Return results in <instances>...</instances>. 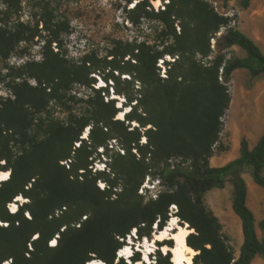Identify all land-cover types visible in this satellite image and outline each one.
Returning <instances> with one entry per match:
<instances>
[{"label": "trees", "instance_id": "trees-1", "mask_svg": "<svg viewBox=\"0 0 264 264\" xmlns=\"http://www.w3.org/2000/svg\"><path fill=\"white\" fill-rule=\"evenodd\" d=\"M1 1L6 7L3 15L22 2ZM34 1L40 3L41 32L48 34L42 37L46 39L42 60L28 63L25 72L16 77L23 81L10 87L11 97L0 99V171L10 170V179L0 185V220L8 223L7 227L0 226V264L8 260L9 264H88L95 259L104 264H128L117 257L127 237L133 230L139 238H151L154 226L163 230L170 220L172 206L177 207L175 216L179 223L188 224L194 231L187 237V244L198 252L193 264H252L256 257L264 256V239L258 236L255 215L247 204L248 186L243 177L245 168L250 166L255 184L264 189V133L253 149L243 139L240 156L235 160L222 167L210 164L224 129L223 118L230 110L233 72L245 69L252 78L264 74V54L258 45L232 26V17L216 11L212 1L217 0H166L167 4L158 11L150 0L139 1L131 10V21L157 20L161 34L171 43L164 44L162 51L146 43L124 48L120 43L114 45L110 52L113 63L119 58L121 61L111 68L110 78H115L114 71H118L128 74L129 81L137 79L143 84L136 95L115 90L125 98L123 107L136 102L122 121L117 119L120 109L116 101L105 102L102 95L109 90L95 88L88 65L91 59L75 62L52 49L61 31L69 30L68 24L62 27L54 23L44 16L43 0ZM240 1L241 7L248 9L253 0ZM189 28L196 33L193 40L189 38ZM222 29L225 33L221 43L226 48H241L247 57L225 60L219 55L209 65L197 61L196 53L210 55L211 37ZM38 36V32L27 37V32L20 29L3 30L0 55L7 56L21 42H32ZM166 55L173 57L174 62L164 61L167 77L161 78L157 64ZM126 57L129 58L124 62ZM25 75L35 85L24 79ZM75 85L92 91L80 100L83 112L76 115L68 107ZM51 101L69 114L66 121L43 119L49 113ZM126 121L128 125L137 122L140 128L150 126L143 133L145 144H140L143 135L139 128L129 130ZM35 123H39L40 136L32 134ZM87 128L96 149L104 147L109 139H117L126 153L137 150L141 159L121 169L132 189L117 193L113 184L102 190L97 187L100 177L91 180L79 175L80 170H88L91 156L87 141L81 139ZM11 143L19 147L17 152L10 149ZM172 158L190 163L172 167ZM147 161L162 163L154 175L165 190L155 201L144 203L142 198L135 202L126 193L137 195L151 168ZM229 181L234 188L232 209L241 221L243 233L238 258L222 236L218 218L204 202L208 191L223 189ZM19 196L28 198L30 203L9 213L7 205ZM76 208L79 210L74 212ZM26 212L31 219L25 218ZM262 225L264 229V222ZM33 236L34 248L29 251ZM54 239L56 245L49 247ZM165 244L174 247L171 240ZM159 254L156 264H173L171 251ZM132 261L141 262L140 253L136 252Z\"/></svg>", "mask_w": 264, "mask_h": 264}, {"label": "rangeland", "instance_id": "rangeland-1", "mask_svg": "<svg viewBox=\"0 0 264 264\" xmlns=\"http://www.w3.org/2000/svg\"><path fill=\"white\" fill-rule=\"evenodd\" d=\"M139 1L142 0H43L42 3V6L46 9L44 16L47 15L54 23H60L63 25L62 27H65L66 24H68L69 27L67 32L61 31L57 42L59 45L57 46V43L54 42L52 44V49L55 52H58L59 50L64 58L79 63L85 58H90L91 65L88 64L91 71L90 78L95 79V88L108 89L109 91L106 95L104 93L102 94L105 102L112 99L115 100L116 107L119 108L120 112L122 111L124 115L130 107L136 104V102L131 105L128 104L127 107H123V104L126 103L125 98L122 95H118L115 90L118 88L120 91L136 95L139 93L140 89L143 88V84L137 79L136 81H129L131 78L128 74H121L118 71H114L115 78H110L112 75L111 68L113 66H117L118 62L121 61L119 58L117 60L118 62L113 63L110 52L114 45L120 43V46L124 48L128 44L138 45L146 43L147 45L154 46L158 50L162 51L166 45L171 43L170 39H166L163 37V34H161L162 27L157 20L141 18L136 23L131 21V17L133 16L131 10ZM150 2L156 11L163 9L167 4L166 0H161V4L156 7L153 0H150ZM212 4L218 13L232 17V26L237 29L242 27L243 24L240 16L241 12L248 10L250 7L260 11V17L262 20L264 19V0H253L248 9H243L241 7L240 0H217L212 1ZM39 5L40 3H37L34 0H22L20 6L16 7L10 13L3 15L2 13L6 11V7L3 6L2 1L0 0V34L3 30H13V32H15L17 29L26 31L27 37H31L34 33H39V36L36 37L34 41H23L15 50H11L7 56L0 55V99L11 97L10 87L13 83L23 81L17 79L16 77L18 74L25 72V68L28 63L40 62L42 60V48L44 42L46 41V39L42 37H45L48 34L41 32L43 25L39 22L40 17L42 16ZM178 24L179 22H177L176 27L178 33H180L181 28ZM193 26L194 23H192L191 28H193ZM191 28H189V38L190 40H193L196 37V33ZM223 33H225V29H222L220 33L211 37V52L208 57H204L200 53H196L194 58L205 65L212 63V61L219 55L224 57L225 60L246 58V52L241 48L237 46L226 48L221 43L220 39ZM128 58L129 57H126L124 62L127 61ZM164 61L174 62V58L166 55L163 59L159 60L157 67L159 68L158 74L161 78L167 77L166 71L168 68L164 64ZM133 63H135V61H133ZM121 65L123 66L124 63L121 62ZM247 75V77H242L240 73H237L236 86L234 76L232 75L230 82L232 102L230 110L223 118L224 129L221 134L220 141L215 147L213 157L210 159L212 167L225 165L226 163L228 164L230 159L235 157L238 158L240 156L241 145L236 150L234 147L237 144V139L239 138L244 126L247 124V118L254 115L253 111L256 104L258 105L259 103L264 105V74L257 78H252L248 72ZM106 78L110 79L106 81ZM24 79H28L31 85H35L34 80L29 79L28 75H25ZM125 79L129 82H126ZM245 87H247L248 90H246ZM235 92L238 94V98L236 100L237 103L233 102ZM91 93L92 91L88 87L80 85L74 86L73 91L70 94L71 98L68 100V107L73 109L72 113L74 115L81 114L83 112L80 100L86 99ZM141 112L142 110L139 111V113ZM68 115L69 114L65 112L61 106L57 105L55 101H51L49 113L43 116V119L48 118L64 122L67 120ZM38 124L35 123L33 125L32 134L40 136L42 134L38 133ZM125 125L129 126V130L139 128L142 135L144 131L150 127L140 128L137 122H133L128 125L127 121L125 122ZM251 127L252 129H257V123L253 118L251 121ZM87 130L88 128L85 129L84 135ZM81 139L87 141L89 146L88 153L91 155L88 159V170L79 171V175H83V179L88 177L91 180H94L95 178L100 177L101 179L97 180V187L103 190L105 187L115 184L114 190L117 191V193L122 192L125 188H133L129 185L127 175L122 173L123 171L121 169L123 166L130 165L131 163L141 159V156L137 153L136 149L132 150V154H128V152L126 153L121 142L117 139H109L104 147L96 149L89 137L84 138L83 136ZM145 143L146 138L143 135L140 144L143 145ZM78 146L79 143H76L75 147ZM18 148L19 147L16 143H11V150L17 152ZM171 160L172 165L181 164L187 166L190 163L182 158H172ZM147 164L150 165L151 168L148 170L149 174L146 175L139 187L137 195L132 194L131 191L126 193L128 197L132 195L131 199L135 202L140 201L142 198L144 203L149 202V197L150 194H152L154 184L159 183V178H157L154 174L162 166V163L147 161ZM1 165H4V163L2 162ZM0 172L8 173L10 170H1ZM243 177L248 186L247 204L255 215L258 236L259 238L264 239V229L262 225L264 222V189L255 184L252 177V168L250 166L245 168ZM82 178L80 177V180ZM28 187H31V185L29 184ZM141 189L144 190V194L140 193ZM159 189L161 191L165 190L161 187H159ZM233 197L234 188L229 181L223 189H212L208 191L204 196V202L207 208L218 218L222 227V236L235 257L238 258L243 244V233L241 221L232 209ZM22 198H25L26 202L21 201L17 204L20 207L23 205L25 207L30 203V201L24 196ZM113 198L115 199L116 196H113ZM12 203H16V199H14ZM7 209L9 213H11L10 204L7 205ZM78 210L79 209L76 208L74 212H77ZM176 212L175 208H173V211L170 208V220L172 216H175ZM24 215L25 218L31 219V215L27 212ZM83 219H85V217ZM179 225L186 227L188 224L179 223ZM0 226L7 227L8 223L0 220ZM158 231L159 229L154 226L151 238H139L136 231L133 230L131 235L127 237L125 241L126 245L123 249L127 246L130 247L128 244L129 239L132 240L135 245L139 242L138 249L140 248V245L145 246L144 240H152ZM133 234H136L137 238L132 236ZM55 238H57V236H55ZM35 239L36 236H33L31 242L28 243L29 251L34 248L31 243ZM168 241L170 240L158 243L157 248L152 250L153 252L149 256L150 264H156L155 261L156 258L159 257V253L163 254V247L161 248L160 245L168 247V245L165 244ZM48 245L50 247V244ZM130 250H133L135 253H140L143 259V249L141 250L143 253L136 251L134 246ZM27 256L29 255L27 254ZM94 261L99 260L95 259ZM9 263H11V260L5 261L3 264ZM141 264H148V262L144 263L141 261ZM252 264H264V256L256 257Z\"/></svg>", "mask_w": 264, "mask_h": 264}, {"label": "bare ground", "instance_id": "bare-ground-1", "mask_svg": "<svg viewBox=\"0 0 264 264\" xmlns=\"http://www.w3.org/2000/svg\"><path fill=\"white\" fill-rule=\"evenodd\" d=\"M154 4L156 7H158L161 4V0H156L154 1ZM237 92H235V96H234V103H237ZM233 105V103H232ZM121 107V106H119ZM233 108V107H232ZM124 117V113L121 111L119 116L117 117L119 120H123ZM233 128V127H232ZM234 131V129H233ZM88 130L84 135V138L88 137ZM7 177H8V173L7 172H0V182H4L7 181ZM21 201H25V198L22 197H17L16 199V203H11L10 204V208H11V212H17L19 209V205L17 203L21 202ZM26 202V201H25ZM179 219L176 216H172L171 220H169L168 224L166 225V227L163 230L158 231L155 235L154 238L152 240H144V245H140L139 249L137 251H141L143 249L144 252V257L142 259V262L147 263V260L150 256V254H152V250L154 248H157V244L158 243H162L165 242L167 240H171L174 241V247L170 248L167 247L165 245H163L162 251L163 254H167L169 251H171L172 253V263L173 264H192L193 263V258L194 256H196L198 254L197 251H195L193 248H191L188 244H187V237L193 233L194 231L192 229H190L188 227V225L186 227L179 225ZM133 236V235H132ZM146 247V249H145ZM133 252V250H130L129 247L127 246L125 249H121V253H120V257L124 258L126 256H129L131 253ZM98 261H91L88 264H96ZM102 262V261H101ZM134 264V263H132ZM137 264H141V262H138Z\"/></svg>", "mask_w": 264, "mask_h": 264}, {"label": "crops", "instance_id": "crops-1", "mask_svg": "<svg viewBox=\"0 0 264 264\" xmlns=\"http://www.w3.org/2000/svg\"><path fill=\"white\" fill-rule=\"evenodd\" d=\"M260 15H261L260 11H257L251 7L248 10L241 12L240 16H241V21H243V24H242V27H239L238 29L241 32H243L245 35H247L249 38H251L258 45V47L264 54V19L262 20ZM243 70L245 69H238L233 72L235 86H236V74L237 73H240L242 77L248 76L247 75L248 71L247 70L243 71ZM245 88L246 90H248L247 87ZM256 98H257V93H256ZM263 111H264V105H261L259 103L258 105L256 104L254 111H253L254 115L252 117L249 116L247 118V124L244 126L241 134L239 135L236 146L233 145L235 147V150L240 147L242 139L247 140L250 149L255 148V146L258 144L259 140L261 139L264 133ZM252 118L257 123V129H252L251 127ZM235 159L236 157L233 159H230L228 163ZM222 166L224 165H220L217 167H222Z\"/></svg>", "mask_w": 264, "mask_h": 264}, {"label": "built area", "instance_id": "built-area-1", "mask_svg": "<svg viewBox=\"0 0 264 264\" xmlns=\"http://www.w3.org/2000/svg\"><path fill=\"white\" fill-rule=\"evenodd\" d=\"M220 80L222 81V77L220 78ZM169 163L171 164L172 163V160H169ZM64 164H66V162H64ZM172 165V164H171ZM182 166H185V165H182ZM172 167H174V165H172ZM10 179V172H8V177H7V181ZM6 182V181H5ZM3 182H0V185L2 184ZM159 187H161V184L160 182L157 183V184H154L153 188H152V194H150V197H149V201H155L158 199L159 197V194L162 192ZM162 188V187H161ZM141 194H144V190L141 189L140 191ZM173 208L176 209L177 211V207L176 206H172L171 207V210L173 211ZM56 215L58 216L59 215V211H57ZM77 227H80V225H77ZM51 246H55L56 245V239H54L51 243H50Z\"/></svg>", "mask_w": 264, "mask_h": 264}, {"label": "clouds", "instance_id": "clouds-1", "mask_svg": "<svg viewBox=\"0 0 264 264\" xmlns=\"http://www.w3.org/2000/svg\"><path fill=\"white\" fill-rule=\"evenodd\" d=\"M101 262V261H100ZM101 264H104L103 262H101Z\"/></svg>", "mask_w": 264, "mask_h": 264}, {"label": "water", "instance_id": "water-1", "mask_svg": "<svg viewBox=\"0 0 264 264\" xmlns=\"http://www.w3.org/2000/svg\"><path fill=\"white\" fill-rule=\"evenodd\" d=\"M191 229V228H190Z\"/></svg>", "mask_w": 264, "mask_h": 264}]
</instances>
